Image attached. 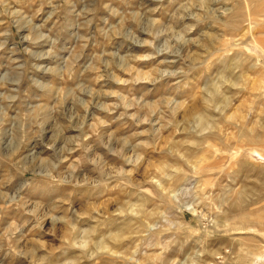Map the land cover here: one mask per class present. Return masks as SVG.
Listing matches in <instances>:
<instances>
[{
	"label": "rangeland",
	"instance_id": "1",
	"mask_svg": "<svg viewBox=\"0 0 264 264\" xmlns=\"http://www.w3.org/2000/svg\"><path fill=\"white\" fill-rule=\"evenodd\" d=\"M0 264H264V0H0Z\"/></svg>",
	"mask_w": 264,
	"mask_h": 264
}]
</instances>
